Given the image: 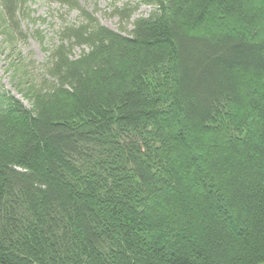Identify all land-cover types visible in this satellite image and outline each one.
Wrapping results in <instances>:
<instances>
[{"label":"trees","instance_id":"1","mask_svg":"<svg viewBox=\"0 0 264 264\" xmlns=\"http://www.w3.org/2000/svg\"><path fill=\"white\" fill-rule=\"evenodd\" d=\"M139 2L0 88V264H264V0Z\"/></svg>","mask_w":264,"mask_h":264},{"label":"rangeland","instance_id":"2","mask_svg":"<svg viewBox=\"0 0 264 264\" xmlns=\"http://www.w3.org/2000/svg\"><path fill=\"white\" fill-rule=\"evenodd\" d=\"M137 2L139 0H78V6L73 8L50 0H26L24 4L20 2L16 14L22 33L19 34L14 25H9V37L0 27V88L28 107L29 104L19 92V71L24 68L34 80L39 81L52 60L54 47L62 38L63 27L79 25L83 19L82 11H85L99 24L125 33L131 29V24L120 17L117 10L122 7L132 8ZM152 8L140 1L128 21L147 15ZM83 49L86 50L83 45H73L70 53L72 57H77Z\"/></svg>","mask_w":264,"mask_h":264}]
</instances>
